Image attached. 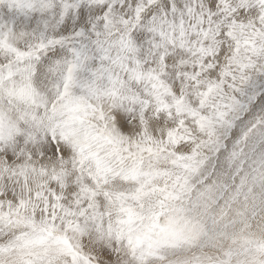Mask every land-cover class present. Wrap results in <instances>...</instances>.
Segmentation results:
<instances>
[{
  "label": "clouds",
  "instance_id": "9594fccd",
  "mask_svg": "<svg viewBox=\"0 0 264 264\" xmlns=\"http://www.w3.org/2000/svg\"><path fill=\"white\" fill-rule=\"evenodd\" d=\"M80 2L108 10L80 37L61 40L55 26L47 29L45 41L61 40L50 49L59 47V56L37 58L42 41L19 17V32L5 39L20 56L0 51V66L19 60L27 69L15 77L19 98L0 93V152L26 134L58 150L55 159L50 152L32 156L26 140L16 152L19 163L0 156V214L14 221L0 225V242L17 246L0 258L8 264H99L105 249L111 264H138L130 240L149 230L158 240L154 225L172 221L181 230L186 217L198 215L158 190L171 182L164 173L180 172L173 159L188 155L177 149L207 139L191 113L214 116L230 97L246 100L253 84L264 93V0H217L214 10L208 0H169L174 11L164 0ZM149 8L157 10L147 16ZM0 15H8L6 6L0 5ZM22 113L38 121L22 120ZM245 115L230 113L240 142L229 151L235 146L243 153L247 171L264 156V110ZM157 255L150 264L177 258L163 246Z\"/></svg>",
  "mask_w": 264,
  "mask_h": 264
},
{
  "label": "snow or ice",
  "instance_id": "6c2138e0",
  "mask_svg": "<svg viewBox=\"0 0 264 264\" xmlns=\"http://www.w3.org/2000/svg\"><path fill=\"white\" fill-rule=\"evenodd\" d=\"M216 2L217 0H208L209 7L214 10ZM132 3L135 6L136 0H132ZM0 5L6 6L8 13L6 16L0 15V51L13 57H19L21 53L5 38L19 32V20H26L27 24L23 26L25 31L31 30L32 35L42 41L36 52L37 58L45 52L47 56H59V47L54 52L50 50L54 45H58L70 34L73 37L82 36L93 27V20L105 15L108 10L107 4L104 7H91L80 0H0ZM164 6L175 10L169 0H164ZM155 10L157 9L149 8L147 16H151ZM136 12L140 14L141 9L137 7ZM52 26H55V35L61 40H44L47 29ZM134 35L137 41L143 39V33ZM0 64L3 62L0 61ZM26 71L19 60L0 66V93L19 98L23 90L16 85L15 77ZM252 89L246 100L230 97V103L222 102L216 106L214 116L191 113L200 131L206 133L207 139L200 141L195 147L192 144H182L177 149L188 155L173 159L172 163L180 172L164 173L165 177L171 176V182L158 190L164 193L166 201H186L198 215L194 219L186 217V226L181 230H176L172 221L165 225H154L161 235L158 240L152 238V230L136 237L135 243L130 240L138 264H150L151 261L160 259L157 250L162 246L171 248L177 254L175 264H264V236L251 231L255 227L259 232H264V156L256 158L252 167L246 171V163L241 159L243 153L235 146L229 151L231 143L240 142L236 132L237 117L229 119L230 113L244 112L246 119L247 115L258 108L264 110V93H260L255 84ZM20 119L38 121L34 114L29 113H22ZM123 127L130 133L134 131L126 122H123ZM217 128L223 130V136L217 132ZM244 139H247V133L244 134ZM26 140L32 156L42 152L44 158H47L50 152L55 159L58 150L54 144L38 143L33 136L27 134L20 137V143L12 150L5 148L0 152V156L10 165L19 163L16 152ZM59 151L65 152V149L61 147ZM6 195L8 199L15 201L16 197L11 190ZM39 198L40 194L37 193V199ZM54 198L59 199L57 196ZM45 203L44 210L48 211L47 202ZM13 222L11 218L6 220L0 214V225ZM237 243L238 247H233ZM16 247L12 242H0V258L8 257ZM68 254L75 262L76 254L71 250ZM100 256L103 258L99 264H105V261L111 264L112 254L108 250H102ZM0 264H8V261L0 259ZM12 264L28 262L20 260L13 261Z\"/></svg>",
  "mask_w": 264,
  "mask_h": 264
}]
</instances>
